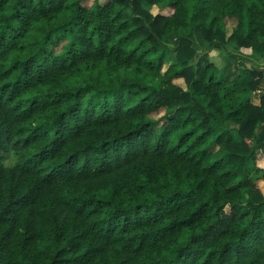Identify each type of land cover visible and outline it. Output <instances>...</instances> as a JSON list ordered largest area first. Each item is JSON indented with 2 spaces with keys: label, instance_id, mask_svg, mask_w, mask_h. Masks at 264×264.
Returning a JSON list of instances; mask_svg holds the SVG:
<instances>
[{
  "label": "trees",
  "instance_id": "16d2710c",
  "mask_svg": "<svg viewBox=\"0 0 264 264\" xmlns=\"http://www.w3.org/2000/svg\"><path fill=\"white\" fill-rule=\"evenodd\" d=\"M263 84L264 0H0V264H264Z\"/></svg>",
  "mask_w": 264,
  "mask_h": 264
},
{
  "label": "rangeland",
  "instance_id": "374dc122",
  "mask_svg": "<svg viewBox=\"0 0 264 264\" xmlns=\"http://www.w3.org/2000/svg\"><path fill=\"white\" fill-rule=\"evenodd\" d=\"M169 10V9H168ZM155 13H163V14H165V13H169V12H171V11H164V10H155L154 11ZM194 37H195V40H196V42L198 43V44H200L201 43V41H202V37L199 35V27L198 26H196V28H195V31H194ZM168 43L170 44V45H173L174 43H175V38L174 37H171L169 40H168ZM246 52H248L249 53V51L247 50ZM245 52V53H246ZM247 53V54H248ZM246 59L247 58H245V61H246ZM231 61H230V65L229 66H227V68H226V72L225 73H228V71H231V68L233 69V67L234 66H231L232 65V63L234 62L233 61V59H230ZM251 61V60H250ZM250 61H249V63H250ZM247 62V61H246ZM242 66H243V64H242ZM224 73V74H225ZM225 76H226V74H225ZM263 87H264V84H263ZM256 96H258V94L256 95ZM264 165V163H262L260 166H263Z\"/></svg>",
  "mask_w": 264,
  "mask_h": 264
},
{
  "label": "crops",
  "instance_id": "0c3cea01",
  "mask_svg": "<svg viewBox=\"0 0 264 264\" xmlns=\"http://www.w3.org/2000/svg\"><path fill=\"white\" fill-rule=\"evenodd\" d=\"M245 63H246V61H244V64ZM241 69H242V64H238V65L234 66L233 69L231 68V71H228V73H225L226 72L225 71L224 73L226 74V76L224 74V77L226 79L233 80L236 78V76L238 75V73Z\"/></svg>",
  "mask_w": 264,
  "mask_h": 264
}]
</instances>
